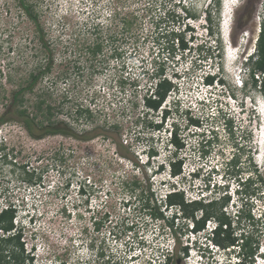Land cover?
<instances>
[{"label": "rangeland", "instance_id": "1", "mask_svg": "<svg viewBox=\"0 0 264 264\" xmlns=\"http://www.w3.org/2000/svg\"><path fill=\"white\" fill-rule=\"evenodd\" d=\"M216 1L24 0L29 15L21 0H0V117L31 75L45 72L34 92L25 94L22 107L31 109L45 99L55 120L66 121L76 134L37 139L13 113L0 124L6 143L0 151V210L10 203L17 207L25 257H33L25 264H165L163 255L175 254V244L189 249L183 258L178 254L177 264H226L238 261L246 238L257 247L252 264L264 259V185L257 181L258 172L264 173V145L258 144L264 134L258 113L259 107L264 110V76L257 72L256 87L251 82L245 90L235 88L239 81L225 69L239 78L238 61L229 66L223 56V17ZM208 9L212 23L205 19ZM232 19L227 41L236 48L241 44L243 57L257 43L264 0H242ZM183 34L186 50L176 45V35ZM199 44L225 87L221 82L206 87V69L192 71ZM158 67L177 87L163 104L173 115L162 124L161 112L143 103L155 88ZM86 108L91 117L79 114ZM187 112L200 120V127L188 125ZM175 124L184 161L182 174L172 177L168 164L177 152L170 135ZM87 132L89 139L82 135ZM235 155L238 165L222 180V167ZM248 178L255 184L246 187L247 196L237 197L238 182ZM134 181L144 189L147 181L152 183L162 202L174 187L186 201L208 202L214 191L228 197L223 211L239 244L204 248L207 225L216 221L192 232L191 219L164 205L166 220L150 219ZM237 206L245 210L241 214L251 211L252 223L239 216Z\"/></svg>", "mask_w": 264, "mask_h": 264}, {"label": "trees", "instance_id": "2", "mask_svg": "<svg viewBox=\"0 0 264 264\" xmlns=\"http://www.w3.org/2000/svg\"><path fill=\"white\" fill-rule=\"evenodd\" d=\"M22 1V6L24 7L26 13L31 15L30 9L24 4V0ZM221 0L215 2V8L217 12L220 13L221 10ZM186 11V12H185ZM208 11V20L209 22H213L212 18V10ZM184 12L186 16L192 17L189 9L184 7ZM180 16V15H177ZM187 29V25H185ZM256 59L254 63V67L256 73L259 72L264 76V20L261 24L260 33L256 41ZM175 44V41L174 43ZM176 45H178L179 49L186 50L187 44L185 43L184 34L176 35ZM101 49L100 46L96 47L94 52H99ZM218 49V48H216ZM220 51V50H219ZM173 53V52H172ZM49 69V68H48ZM45 73V72H44ZM43 72L38 74H32L31 79L26 87H22L18 89L16 93H14V103L9 107V109L0 117V124L6 122L7 117L9 115L16 116V120H18V124H21L29 135L34 138L41 139L47 135H76L73 128L66 121L55 120L56 115L54 113V108L52 105L46 103V100H39L31 109L28 107H22V102L26 93H33L37 83L44 76ZM166 70L163 67H158L155 73V88L152 89L150 95H147L143 98V103L147 110L153 112H161V124L166 121L171 115H173L172 108H165L163 104L166 102V99L169 95L176 90V84L168 79L165 76ZM209 83L214 82V78L208 80ZM219 82L223 83L221 79ZM257 79L254 77L253 84L257 86ZM262 89L264 91V81L262 82ZM18 103V110L16 109ZM178 102H174L173 107L178 111L177 104ZM80 115H85L87 117H91L92 113L89 108L81 109L79 111ZM190 113L187 112L185 115V120L188 122V125H192L195 127H200V120L196 116H189ZM161 124L157 127L160 128ZM90 132L84 133V138L89 139L91 137ZM171 143L176 148V153L173 155L171 159H169V171L172 177H177L182 174V166L184 159L180 156L179 151L184 148V143L179 139V127L175 124L171 130ZM239 163V157L234 156L231 165L237 166ZM159 169L164 170V165H161ZM24 174H27L26 167H23ZM29 174V173H28ZM150 181V180H149ZM147 181V188H142L140 181H134L132 183V187L134 191L141 190V199L143 202L144 210H148L150 219L152 220H166V215L164 214V210H162V206H165V210H174L182 211L183 215L192 221V232H201L205 231L206 224L208 221L214 220L218 223V227L214 232V243L223 249L229 248L230 246H235V244H239L238 238L232 236V222L226 213L223 211V208L229 203V198L224 196L220 200L216 201H205V200H193L186 201L184 193L174 187V189L165 195V198L162 201L156 197V193L153 189L152 183ZM257 181L261 182L264 185V173L257 174ZM241 185H243V194L246 196L247 190L246 187L255 184V180L248 178L246 180L239 181ZM38 184V182L34 183ZM81 191V187L79 188ZM177 211L173 213V218L177 217ZM201 212V217L197 218L196 213ZM243 213L245 210L243 209ZM17 209L14 205H9L7 208L3 209L0 212V231L3 232V236H0V264H25L31 263L33 261V257H25V248L24 243L22 242L23 231L20 227L17 226L15 220L17 217ZM239 216H245V218L252 223V215L251 211L249 213L240 214ZM264 217V215H263ZM16 224V225H15ZM172 224V228H173ZM242 252L240 256L244 259L240 261V263L235 264H252L253 256L257 252V247L254 245V241L252 238H248L244 241L240 246ZM176 249V257L173 253H167L163 255L165 264H177L175 258H179V255L183 257L188 255V247L185 246L180 250L179 245L175 244ZM179 254V255H178Z\"/></svg>", "mask_w": 264, "mask_h": 264}, {"label": "clouds", "instance_id": "3", "mask_svg": "<svg viewBox=\"0 0 264 264\" xmlns=\"http://www.w3.org/2000/svg\"><path fill=\"white\" fill-rule=\"evenodd\" d=\"M221 4H222V6H221V14L220 15L223 16V14L225 12L224 0H221ZM232 17H233V9H232V12L230 14L228 27L226 29L223 28V24H222V22H220L219 32H220V40H221V43H222V50L225 48V46H227V47L231 46L228 43V41H227V37L232 35V31H233L232 30V25H233ZM205 19L208 20V16H206ZM205 26H208L207 22H205ZM226 31H228V36L227 37H226V35H224L226 33ZM241 42H243V41L241 40ZM255 46H254V49H251L250 52H248L247 54H245V56L242 57V55H244V52H240L242 47H241V44L238 45L237 48L239 50L240 56L237 57V59L235 61V64L238 61L239 78H236L237 76L233 75L231 70L225 69V71L231 76L233 81H239L238 85L236 83L235 88H238V89H241V90L242 89L245 90L247 88L248 84L254 81V77L255 78L258 77V74L256 73V70H255V67H254V63H255V59H256ZM204 48H205L204 44H199L195 48L196 57H194V62L192 64V71L197 73L200 69L201 70L202 69H206L205 74H204V79H203L202 82H203L204 86H206V87L209 86L210 87V86L219 84V79H222V75L219 72L211 70V68L213 66L212 57L211 58H207V57L203 56L202 52H203ZM216 48H217V46H216ZM223 56H224V54H223ZM215 58H217V57H215ZM238 58H239V60H238ZM207 62H210V64H208ZM238 67L234 66V71L233 72H235L238 69ZM207 69H209V70H207ZM211 78H214V82L213 83H209L208 82V80L211 79ZM221 86L225 87L226 84L222 83ZM231 86H233V85L231 84ZM4 147H6V143L2 139H0V151H4ZM233 158L234 157L229 159L224 164V166L222 167V170L220 171V175L222 177V180L225 179L228 171L230 170L231 167H233V165H231V162H232ZM238 184H239L238 188L234 189V194H236V196L237 195L240 196V195L243 194V185H241L239 182H238ZM214 192H215V194H213V192H211V196H210L209 201H216V200H220L221 199V196L216 191H214ZM201 200H205V199H201ZM237 201L239 202V199H237ZM10 205H14V204L10 203ZM14 206H16V205H14ZM3 209H5V208H3ZM3 209H1L0 212ZM16 209H17V207H16ZM237 209L239 210L237 213L240 215L241 214L240 211L243 209V207L242 206H240V207L237 206ZM208 222L211 223V221H208ZM207 226H208V228H207L208 235L205 238V244L203 245V247L206 248V249L208 247L212 249L214 246H216L214 241H213V238H214V232L216 231V229L218 227V223L215 222V225H213L212 227L209 226V225H207ZM246 240H247V238H246ZM262 255L264 256V254H262ZM243 259L244 258L242 256H239L238 259H237L238 261L229 260V261H227L226 264H235L236 262L240 263V261H243ZM263 264H264V259H263Z\"/></svg>", "mask_w": 264, "mask_h": 264}, {"label": "bare ground", "instance_id": "4", "mask_svg": "<svg viewBox=\"0 0 264 264\" xmlns=\"http://www.w3.org/2000/svg\"><path fill=\"white\" fill-rule=\"evenodd\" d=\"M241 1L242 0H235V2H234V4L232 5V7H233V11H234V9L237 7V9H238V7H239V5L241 4ZM225 35H226V37L228 36V31H226V33H225ZM245 35H247V39L244 41V43H245V45H248L249 44V40H250V38H251V34H250V32H248V33H246ZM228 38V41L230 42V36H228L227 37ZM255 39H254V41H256L257 40V38L256 37H254ZM253 41V42H254ZM244 45V46H245ZM236 48V46H233L232 47V49H235ZM243 52V51H242ZM232 68V67H231ZM233 70V69H232ZM262 137V139H261V141H260V143L258 142V144H259V147H262L263 145H264V134L263 135H261Z\"/></svg>", "mask_w": 264, "mask_h": 264}, {"label": "built area", "instance_id": "5", "mask_svg": "<svg viewBox=\"0 0 264 264\" xmlns=\"http://www.w3.org/2000/svg\"><path fill=\"white\" fill-rule=\"evenodd\" d=\"M259 32H260V30H259ZM192 67V66H191ZM191 70V69H190Z\"/></svg>", "mask_w": 264, "mask_h": 264}]
</instances>
